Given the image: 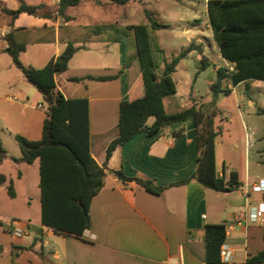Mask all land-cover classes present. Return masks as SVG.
Listing matches in <instances>:
<instances>
[{"label": "crops", "instance_id": "obj_1", "mask_svg": "<svg viewBox=\"0 0 264 264\" xmlns=\"http://www.w3.org/2000/svg\"><path fill=\"white\" fill-rule=\"evenodd\" d=\"M52 3L57 7L53 11L41 13L37 10L34 15L23 12L12 18L2 8L16 10L20 0H0V23L10 27L13 39L25 42L26 46L54 45V52L42 59V65L32 63L37 68L59 56L69 42L76 41L73 44L78 50L70 59L67 70L56 75L57 88L66 98H88L90 152L99 165L106 163L107 173L103 187L91 199L90 226L81 236L61 232L42 221L40 160L36 159L31 164L19 161L22 154L12 155L0 135L8 152L0 168L4 163L17 164L19 181L24 179L25 171L35 166L39 170L36 195H32L29 189L20 192L15 183V195L11 196L6 189L8 177L5 174L6 183H0V264H214L207 261L206 226L232 224L252 207H264V193L254 189V185L264 178V162L249 157L255 141L264 138L259 135L262 131L259 121L261 118L264 120V80L250 79L238 84H233L230 76L223 80V88H229V93L236 100L237 119L248 134L241 164L239 142L231 139L233 132L229 131L228 137L223 139L226 147L221 155L218 148L221 142L216 138V167L219 176L226 181L231 180L232 172L237 176L238 185L231 190L216 191L205 187L195 178L177 183L190 178L197 168L199 149L193 116L172 123L154 134L137 133L127 143L118 145L107 159L108 146L120 133V103L134 99L142 92L143 79L135 36L133 44H129L124 36L100 39L98 34L101 27H96L94 34L85 40L67 34L62 36V22L71 23L77 16L68 14L69 8L73 6L66 9L65 15H61L58 12L59 0H52ZM38 6L50 9L42 3ZM187 17L182 18L183 21H188ZM110 25L113 26V23ZM197 27H184V32L190 34L188 42L200 45L203 52L194 49L188 55L198 51L201 55V68L212 64L216 72L224 66L229 74L234 72V66L222 56L215 41L218 60L214 61L205 54L200 30L191 36ZM31 30L34 33L42 30L51 35H38L30 41L28 32ZM211 36L213 38L212 29ZM94 38L103 40V46L87 43ZM5 52L6 49L0 50V59ZM130 57L132 61L126 63ZM203 57L207 59L206 64L202 61ZM3 59L5 61L6 58ZM8 64V67L15 66L11 56ZM3 70L5 68H0V73ZM11 86L9 82L4 84L0 102L10 101L23 106L31 105L32 108L43 105L41 101L44 96L36 87L27 91L24 88L26 86L21 84ZM250 87V92L256 87L259 91L256 94L248 93ZM178 93L177 89L175 94L164 97V107L168 113V108H172L177 101ZM29 94L37 101V105L29 101ZM189 95L180 98L184 102L180 111L193 104L198 105L196 99ZM154 121L155 117H149L147 125L151 126ZM7 128L13 132L11 127ZM249 128L252 129L250 134ZM114 171H122L130 178L151 179L164 189L159 193L151 192L134 180L120 178ZM0 174L3 173L0 171ZM14 227L22 228L24 234L14 235ZM225 243L231 250L232 259L221 262L220 258V264H262L250 260L264 250V225L251 223L236 226L227 231Z\"/></svg>", "mask_w": 264, "mask_h": 264}, {"label": "trees", "instance_id": "obj_2", "mask_svg": "<svg viewBox=\"0 0 264 264\" xmlns=\"http://www.w3.org/2000/svg\"><path fill=\"white\" fill-rule=\"evenodd\" d=\"M111 1L125 4L128 0ZM79 2L80 0H59V14L65 15L68 7ZM38 9L39 6L21 0L16 10L2 8V11L16 18L23 12L35 14ZM207 13L220 53L235 68L231 74L227 72L226 67L217 70V79L212 83V103L215 105L220 92H230L228 88H223V80L227 77H231L233 84L250 79L264 80V0H208ZM148 17L150 25L132 24L127 27L135 36L142 71V92L140 96L120 103V133L108 146L107 159L118 145L127 143L137 133L154 134L172 123L182 122L193 116L199 149L197 168L190 178L177 183H185L195 178L205 187L216 191L231 190L233 184L238 185L236 173L232 172L231 180L226 181L224 177L219 176L216 167V111L207 113L203 104L199 108L193 104L175 113H168L164 107V97L177 92L173 73L179 62L186 58L190 51L196 49L202 53L203 48L192 42L178 55L166 60L160 72L151 47L150 28L158 30L166 25L158 22L152 15ZM7 40L9 45L6 51L12 57L14 65L26 80L42 93L48 104L41 139L31 140L22 134H16L22 151L19 161L31 164L36 159L40 160L43 223L61 232L81 236L91 224V199L104 185L107 166L106 163L99 165L90 152L88 98H66L57 88L56 75L67 70L68 63L78 47L69 42L59 56L45 66L37 68L27 66L20 60V52L26 49L25 42L15 41L12 33L7 36ZM202 61L206 64L207 59L203 57ZM262 113L264 114V110ZM151 116L155 117V121L148 126L147 121ZM7 156L8 152L0 139V164ZM114 173L124 180H134L154 193L164 189L151 179L126 177L122 171ZM6 181L7 177L0 174V183ZM7 188L9 194L14 196L12 181ZM225 240L224 224L206 226L209 263L220 264V248ZM1 249L0 247V251ZM250 261L264 264V250L253 256Z\"/></svg>", "mask_w": 264, "mask_h": 264}, {"label": "rangeland", "instance_id": "obj_3", "mask_svg": "<svg viewBox=\"0 0 264 264\" xmlns=\"http://www.w3.org/2000/svg\"><path fill=\"white\" fill-rule=\"evenodd\" d=\"M25 1L30 5L37 6L42 3L50 8L39 7L38 12L41 13L50 10L53 11L57 8L56 5L52 3V0ZM68 14H74L77 17L76 20L71 23L62 22L61 35L64 36L67 34L71 37H79L84 40L94 34V29L96 27H101V31L98 34L100 39H105L110 36H124L129 44H133L134 33L127 30L129 25L141 23L150 25L149 15H152L160 23L169 24L168 27L158 30L150 28L151 47L155 63L158 65L160 72L166 60H170L190 44L188 42L190 34L184 32V27L190 28L192 26H199L194 28L191 36L199 29L202 42L206 49L205 54L214 61L218 60L216 56V45L211 36V29L208 23L207 0H128L125 4H117L111 0H100L98 2L95 0H80L78 5L69 8ZM184 17L189 18V20L186 18L188 21L185 19V21H183L182 18ZM112 23L113 26L110 25ZM38 35L50 36L51 33H45L42 30H38L37 33H34V31L31 30L28 32V39L31 41V39H34L33 37ZM100 39H90L87 43H89V45L97 43L103 46L104 41ZM84 40L77 41L83 43ZM75 42L76 41H73L72 43ZM26 47V51L20 52V60L27 66H34L32 63L42 65V59H46L54 52L53 44H46L44 47L36 45H27ZM86 54L89 53H84V55ZM3 58H6L5 61ZM131 59L132 57L128 58L126 63H130L132 61ZM9 60L10 56L7 52H5V55L0 59V68H5V70L0 73V93H3L4 84L8 82L12 86L19 84L26 86L24 88H26L27 91L30 88L34 89V86L25 79L23 73L17 67H8ZM200 60V53L198 51H193L177 66L173 76L177 83L179 93L176 98L177 101H175L172 108H168V111L170 113L179 112L181 106L184 105V102H182L180 98L186 94L187 96L191 94L193 98L196 99L198 108L203 104V109L207 113H211L215 110L214 121L215 128L218 131L217 141L221 142L218 146L219 153L221 155L222 151L225 149L226 145L223 139L225 136L228 137L229 131H231L233 132L231 134L233 142H239L238 155L239 163L241 164L243 163L242 154L245 153V140L248 134H246L245 129L241 127L239 119H237L238 107L236 100L234 95L220 92L216 99L215 107L212 103V83L217 79V72L214 70L212 64L205 68H201L202 64ZM17 74L18 77H16ZM12 90L15 92L14 88ZM250 90L251 87L246 91L251 94H256L259 88L256 87L251 92ZM28 98L31 103H36L35 105H37V101L32 98L31 94H29ZM168 98L167 101L169 100ZM41 102L43 103V107L36 106V108L30 107L31 105L23 106L18 103H11L10 101L0 102V135L3 137L7 148L11 149L10 153L12 155L16 156L22 154L16 139V134H22L31 140L41 139L43 119L45 115H47L48 107L45 99ZM260 120L259 124H261L260 127L262 131L259 135L264 137V120H262V118ZM5 124L11 127L13 132L8 130ZM248 125H250L249 122ZM248 133H252L251 128L248 129ZM249 157L251 160L256 159L260 162H264V138L255 141V144L250 148ZM22 170L25 171L24 169ZM0 171L7 175V185L9 184V179H12V183L14 182L13 185L15 186L16 183L19 186L20 192L29 189L32 195H36V185L39 176L38 167L35 166L33 169L25 171V177L22 181L18 180L17 175L19 168L15 163H4Z\"/></svg>", "mask_w": 264, "mask_h": 264}, {"label": "built area", "instance_id": "obj_4", "mask_svg": "<svg viewBox=\"0 0 264 264\" xmlns=\"http://www.w3.org/2000/svg\"><path fill=\"white\" fill-rule=\"evenodd\" d=\"M11 33L10 27L4 26L0 23V50L8 48V40L7 36ZM39 107H43L42 104L38 105ZM236 184H233L235 187ZM254 189L264 193V178L260 179L255 185ZM255 223L264 225V207L254 206L252 207L248 213L244 215L238 216L234 223L227 224L225 223L226 233L227 231L234 229L236 226H247L248 224ZM13 234L16 236H22L24 234V230L20 227H14ZM220 258L221 262H229L232 259V253L229 249L228 245L224 242L220 248ZM178 264H184L182 262Z\"/></svg>", "mask_w": 264, "mask_h": 264}]
</instances>
